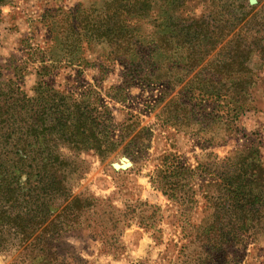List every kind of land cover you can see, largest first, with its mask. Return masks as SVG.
<instances>
[{"label": "trees", "instance_id": "1", "mask_svg": "<svg viewBox=\"0 0 264 264\" xmlns=\"http://www.w3.org/2000/svg\"><path fill=\"white\" fill-rule=\"evenodd\" d=\"M160 1L104 0L100 8L84 7L65 14L66 20L77 28L81 26L82 32H72L65 39L63 55L59 53V62L55 63L52 62L53 51L57 52L55 48L59 47L61 37L58 32H50L52 45L43 62L51 63L37 67L33 97L14 80L15 76L25 74L23 64L0 67V248L15 246L20 250L19 255H32L31 260L39 258L40 264H53V260L66 264L63 259L58 260L60 254L55 245L67 232L89 229L92 236L107 238L110 232L112 239H120L117 233L122 232L125 225L124 215L104 199L73 194L71 176L78 172L79 163L64 155L59 145L52 146L47 141L48 136L54 135L77 154L94 149L102 157L118 142L112 137L109 111L99 109L88 94L76 98L74 94L56 91L45 79L60 67L62 57L66 66L82 65L83 39L88 43L91 40L105 42L106 57L125 60L127 64L135 59L144 60L142 54L146 48L145 60L154 71L169 70L163 62L172 57L174 41L182 46L190 44L192 48L177 53L185 66L183 70L190 73L206 56L196 47L201 43V36H214L218 30L219 40L223 41L232 34L218 52L222 58L199 68L187 85L190 88L196 85L198 95L217 102L216 106L223 108L227 116L233 112L232 120L256 106L254 89L260 79H264L261 76L264 72L263 0L253 6H249L247 0L238 8L233 2H226L218 21L209 16L199 22V19L179 15L182 22L178 21L177 25L171 15L176 0ZM177 1L180 5L187 3V0ZM7 2L0 0V7ZM157 6L169 12L168 18H164V27L157 23V15L163 12L159 13ZM243 7L247 10L243 11ZM132 18L151 24L152 30L141 35L137 27H132ZM254 54L260 59L259 73L250 65ZM128 66H132L127 68L134 72H130L132 78L138 77L136 71L141 66ZM4 70L8 71L6 78L1 77ZM149 74L155 73L149 71ZM59 96L66 102L49 103V99ZM31 104L35 106L30 107ZM181 107L188 108L185 104ZM120 138L125 136L121 134ZM168 158L164 156L163 164L152 179L156 188L178 200L184 211L190 205L192 208L191 193H195V185L201 190L205 188L211 200L208 221L188 224L192 229L188 233L189 246L199 248L203 255L217 252L228 255L233 246L245 249L250 241L264 240V170L258 144L239 145L217 165L208 159V162H200L196 169ZM205 173L215 177L206 179ZM212 260L210 257L193 259L190 264H212ZM219 264L230 263L224 258Z\"/></svg>", "mask_w": 264, "mask_h": 264}, {"label": "rangeland", "instance_id": "2", "mask_svg": "<svg viewBox=\"0 0 264 264\" xmlns=\"http://www.w3.org/2000/svg\"><path fill=\"white\" fill-rule=\"evenodd\" d=\"M245 1L187 0L186 4L180 5L176 0L171 15L176 25L178 21L182 22L179 15L199 19V22L209 16L218 21L222 18L223 4L233 2L238 8ZM248 1L249 6H253L259 0ZM103 3L104 0H8L0 7V67L23 64L25 74L15 76L14 80L33 97L38 80L37 67L51 63L43 62L52 45L50 32H58L61 37L59 47L55 48L57 52L53 51L55 60L52 62L55 63L59 62L58 54L64 51L65 39L72 32H82L81 26H73L64 15L84 7L100 8ZM242 10L247 9L243 7ZM157 11L160 13L157 23L164 27V18L169 12L161 6H157ZM131 25L137 27L141 35L152 30L151 24L135 18L131 19ZM217 34L218 30L214 36H201V43L196 47L206 56L190 73L183 70L185 66L177 54L184 48H192L190 44L182 46L174 41L172 57L163 62L169 70L154 71L145 60L146 48L142 54L144 60L135 59L127 64L125 60L108 59L105 42L91 40L88 43L83 39L85 59L82 65L66 66L62 57L60 67L45 78L52 89L66 95L74 94L76 98L88 94L98 103L99 109L110 112L113 124L110 130L118 142L105 157L94 149L77 154L63 139L54 135L48 136L47 141L49 145H59L64 155L79 163L78 172L71 176L73 194L104 199L121 211L125 219L122 232L117 233L120 238L117 241L108 231L107 238L92 236L89 229L67 232L55 245L60 254L58 260L63 259L66 264H190L193 259L210 257L212 264H219L224 258L230 264H264V240L250 241L245 249L233 246L228 255L219 252L203 255L199 248L195 250L194 246H189L188 233L192 229L188 224H201L212 212L205 188L201 190L198 185L194 186L195 193H191L194 203L192 208L190 205L184 211L178 200L166 196L152 182L165 155L169 160H178L182 165L196 169L200 162H208V159L217 165L221 158L245 143L259 145L264 170V79H260L254 89L256 106L235 120H232L233 112L227 116L223 108L216 106L217 102L202 99L199 90L194 88L196 85L191 88L187 85L199 68L210 66L208 64L212 62L215 64L222 58L218 52L232 34L223 41ZM131 64L141 66L136 71L138 77L132 78L130 72L133 71L127 69L132 67L128 66ZM250 65L259 73L258 55H253ZM149 71L155 74H149ZM6 76L8 71L4 70L1 77ZM54 101L66 102L60 96L49 99V103ZM183 104L188 108L181 107ZM231 105L233 107V103ZM34 106L31 104L30 107ZM217 111L220 116L216 115ZM121 134L125 138H120ZM123 158L131 164L116 169L113 163H120ZM80 173L81 177L77 178ZM205 174L206 179L215 177ZM197 182L201 183V180ZM19 252L15 246L0 248V264L41 263L39 258L31 260L32 255H19ZM52 263L59 264L60 261L53 260Z\"/></svg>", "mask_w": 264, "mask_h": 264}, {"label": "water", "instance_id": "3", "mask_svg": "<svg viewBox=\"0 0 264 264\" xmlns=\"http://www.w3.org/2000/svg\"><path fill=\"white\" fill-rule=\"evenodd\" d=\"M251 3H255L256 0H250ZM131 163L128 161L127 158H123L122 161L120 163L118 162H115L113 163V166L116 168V169H120V168H126L130 165Z\"/></svg>", "mask_w": 264, "mask_h": 264}]
</instances>
